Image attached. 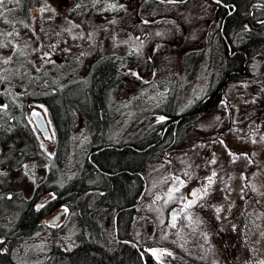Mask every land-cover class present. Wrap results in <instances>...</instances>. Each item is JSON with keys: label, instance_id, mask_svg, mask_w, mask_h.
<instances>
[{"label": "rangeland", "instance_id": "obj_1", "mask_svg": "<svg viewBox=\"0 0 264 264\" xmlns=\"http://www.w3.org/2000/svg\"><path fill=\"white\" fill-rule=\"evenodd\" d=\"M255 2L261 6L260 0ZM19 3L5 0L0 8L5 13L0 18V33L5 34L0 43L7 45L0 47V77H5L0 80V106L28 90L32 96H44L49 104L69 103V99L88 103L85 94L92 67L109 55L120 66L117 81L106 91V122L100 117L98 128L93 127L84 111L70 109L72 132L60 151L47 103L23 101L26 121L41 152L16 168L0 165L5 198L17 195L8 207L13 212L20 209L19 198H29L51 167L59 169L53 164L57 152L68 165L66 172H56L61 186L81 172L93 143L143 136L167 112L189 108L216 84L222 72V62L218 64L219 56L210 43L215 20L211 0H29L27 18ZM80 4L85 6V28L69 18ZM113 4L116 7L110 8ZM46 52L49 55L44 57ZM8 57L12 59L4 63ZM248 68L250 74L225 85L223 99L213 108L186 115L191 121L176 135L180 143L159 153L144 169L129 239L157 250L153 264L264 261V46L254 53ZM70 84L77 87L66 89ZM33 109L43 116L47 136L38 128ZM213 172L216 176L208 195L182 211L186 201L181 197L191 186L203 188ZM176 177L187 181L186 186L165 203ZM96 181L93 176L86 184ZM53 195H42L36 207ZM3 210L7 211L6 205ZM172 210L179 212L175 227L171 226ZM48 218L15 244V260L41 262L50 242ZM59 219L63 224L67 220L65 208ZM102 223L112 227L111 217L107 215ZM66 228L64 236L70 240L71 229Z\"/></svg>", "mask_w": 264, "mask_h": 264}, {"label": "trees", "instance_id": "obj_2", "mask_svg": "<svg viewBox=\"0 0 264 264\" xmlns=\"http://www.w3.org/2000/svg\"><path fill=\"white\" fill-rule=\"evenodd\" d=\"M211 1L215 20L210 43L219 56L218 64L222 62V72L216 84L184 111H166V122H173L162 137L159 127L164 123H158L152 125L141 137L93 143L80 167L81 172L61 186L56 172H66L68 165L65 166L63 155L57 152L53 164L57 163L59 169L51 167L52 164L44 180L35 186L31 196L27 199L19 198L20 209L15 212L8 210L14 204L15 192L12 198H5L7 190L0 188V264H21L13 258L15 244L38 229L46 216H49L46 224L50 230V242L39 264L154 263V256L146 246L132 243L129 239L137 213L138 196L144 186L143 172L146 165L168 147H176L180 143L181 137H178L179 140L175 139L176 135L191 121V117L182 118L179 122L175 120L180 119L183 114L188 115L198 110L205 103L225 79L227 66L239 68L245 57L246 60L250 59L264 46V1L260 0L259 7L256 0ZM19 2L20 11L27 18L29 0ZM84 14L85 6L80 4L69 18L85 28L87 26L83 19ZM227 43L232 49V55H228ZM119 66V62L109 55L92 67L85 94L90 100L88 103L80 99V102L69 99V103L61 100L49 104L42 95L32 96L33 91L30 90L20 97H9L8 107L0 108V150H3L0 153V165L16 168L41 152L25 118V100L34 99L43 104L47 103L45 107L52 121L58 151L66 144L68 135L72 132L70 109L84 111L89 115L93 127L98 128L100 124L97 119L100 117L105 123L108 116L105 106L106 91L117 81ZM238 75L239 73H235L230 79L241 78ZM76 87L70 84L66 89ZM214 106L215 104L211 108ZM93 176L97 177V181L88 186L86 179ZM47 192L54 193L53 197L43 203V207H36L39 198ZM4 205L7 211L3 210ZM63 208L67 211L64 224L59 219ZM107 215L111 217L110 228H105L102 223ZM70 222L72 227L69 226ZM6 226H9L7 230ZM67 226L71 229L67 233L70 240L64 236Z\"/></svg>", "mask_w": 264, "mask_h": 264}, {"label": "flooded vegetation", "instance_id": "obj_3", "mask_svg": "<svg viewBox=\"0 0 264 264\" xmlns=\"http://www.w3.org/2000/svg\"><path fill=\"white\" fill-rule=\"evenodd\" d=\"M264 0H262L261 2H263ZM227 42V41H226ZM227 47H228V55H232V49L230 47V45L227 43ZM244 51V50H242ZM252 59V57L248 60H246V57L241 61V64H240V67H233V66H227V72H226V75H225V79L223 80L222 84H220L218 86V88L213 92V94L207 98V100H205V103H203V105L198 109V110H195L193 111L192 113H202L206 110H208L209 108L212 107V105H216V103L221 99H223V88L225 87V85L231 81L230 77L235 74V73H239L238 76L242 77L243 75H246V74H250V70H249V65H250V60ZM33 112L37 113V115H33L34 118H37L39 119V117L43 118V116L41 115V113L37 110V109H33L32 110V114ZM187 114H183V116L180 118V119H177L175 120V122H179L182 118H185L187 117L186 116ZM173 121H170L169 123L166 122V119L164 118L162 121H159L160 124L164 123L162 127H159V131L161 132V135L160 137H162L166 130L168 129V127L171 125ZM176 127V126H175ZM174 127V128H175ZM174 128H171V129H174ZM175 131L173 130V133ZM175 134V133H174ZM173 134V135H174ZM159 137V138H160ZM180 180H182L184 182L183 186H186V183L187 181H184L182 178H179ZM178 184V182H177ZM174 186H177V185H174ZM198 187L197 186H191L186 194V197H188V199H196V197H192L190 196L189 194L192 192L193 189H197ZM202 200V199H201ZM200 199L197 201V203L199 201H201ZM186 203V202H185ZM171 217L173 215H177L179 212L176 211V210H172L171 212Z\"/></svg>", "mask_w": 264, "mask_h": 264}, {"label": "snow or ice", "instance_id": "obj_4", "mask_svg": "<svg viewBox=\"0 0 264 264\" xmlns=\"http://www.w3.org/2000/svg\"><path fill=\"white\" fill-rule=\"evenodd\" d=\"M9 2H11V0H9ZM16 2L18 3L19 0H16ZM95 2L98 3L99 0H95ZM169 2H174V0H169ZM4 5H5V0H0V8H3ZM77 7H79V5H77ZM109 7L110 8H115L116 5H114V4L113 5H109ZM121 7H123V6L121 5ZM8 11H11V9H9ZM41 11H43V9H41ZM4 15H5V13L3 11H0V18L4 17ZM2 35H5V34L4 33H0V36H2ZM6 35L11 36L12 33H7ZM5 46H7V45H5L3 43H0V47H5ZM21 54H23V53H21ZM48 55H49V53H47V52L43 54L44 57H47ZM11 59H12L11 57L6 58L4 60V63H8ZM2 79H5V77H0V80H2ZM7 107H8L7 105L0 106V108H2V109H6ZM33 115L35 116V115H37V113L33 112ZM163 119H164V117H160V120H163ZM229 154L230 155H235V154H233L231 152ZM245 155H247V154H245ZM211 163H215V159H213L211 161ZM185 175H188V173H185ZM215 176H216V173L213 172L211 176L206 178L207 184L203 188H197V189H193L192 190V192L189 195L192 196V197H196V199H188V197H186V196L185 197H181V199L186 201L182 211L191 208L193 205H195L197 203V201L199 199H202L203 196L208 195V190L207 189L214 182L213 181V177H215ZM177 182H178V184H177ZM183 184H184V182L182 180H180L179 177L174 178V185H177V186L169 188L168 192L166 193L167 200L165 201V203H168L169 201H172L173 199H175L174 193L178 192L179 188L181 186H183ZM160 198L161 197L158 195L157 199H160ZM39 207H43V205H40ZM65 211H66V209H65ZM216 211H217V213H219L221 211V209L217 208ZM175 221H176V215H173L172 216V224H171L172 227L176 226L175 225ZM233 228H235V226H233ZM150 251L152 252V254L154 256L156 255V251H157L156 249H150ZM166 254L167 255H171V253H166ZM260 264H264V261H261Z\"/></svg>", "mask_w": 264, "mask_h": 264}, {"label": "water", "instance_id": "obj_5", "mask_svg": "<svg viewBox=\"0 0 264 264\" xmlns=\"http://www.w3.org/2000/svg\"><path fill=\"white\" fill-rule=\"evenodd\" d=\"M35 120H36V124H37L38 128L40 129V131L42 132V134L44 136H47L48 131H47V127L45 125L44 119L42 117L41 118L39 117V119L35 118Z\"/></svg>", "mask_w": 264, "mask_h": 264}]
</instances>
